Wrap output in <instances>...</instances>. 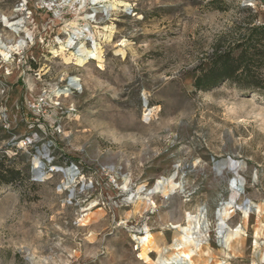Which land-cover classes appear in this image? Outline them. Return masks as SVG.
Here are the masks:
<instances>
[{"label":"rangeland","instance_id":"374dc122","mask_svg":"<svg viewBox=\"0 0 264 264\" xmlns=\"http://www.w3.org/2000/svg\"><path fill=\"white\" fill-rule=\"evenodd\" d=\"M254 26L264 0H0V264H264V34L255 80L195 86Z\"/></svg>","mask_w":264,"mask_h":264},{"label":"trees","instance_id":"16d2710c","mask_svg":"<svg viewBox=\"0 0 264 264\" xmlns=\"http://www.w3.org/2000/svg\"><path fill=\"white\" fill-rule=\"evenodd\" d=\"M263 34L264 26H254L248 34L236 41L233 46L224 51H217L210 61L209 68L203 69L197 77L195 86L203 88L221 81L235 82L240 85L239 77L241 75H246V77L255 80V66H257V60L263 56L260 47ZM20 173V171L6 168L0 163V179L2 182L11 183Z\"/></svg>","mask_w":264,"mask_h":264},{"label":"bare ground","instance_id":"6f19581e","mask_svg":"<svg viewBox=\"0 0 264 264\" xmlns=\"http://www.w3.org/2000/svg\"><path fill=\"white\" fill-rule=\"evenodd\" d=\"M226 214H227V212L225 211V214L224 215H226ZM183 232H184V234H183V237H182L181 241L179 243L177 242L176 244H174L175 245V248L178 251V253L175 255V258L174 259L177 262H180L181 261V262L185 263L186 260H188V261L191 262V258L193 256L192 254L194 253V251L188 249L189 251L186 252V251H182V249L186 248L191 243H193L197 247V244H196L197 242L194 241V239H193V237L191 235H189L187 229H184Z\"/></svg>","mask_w":264,"mask_h":264}]
</instances>
